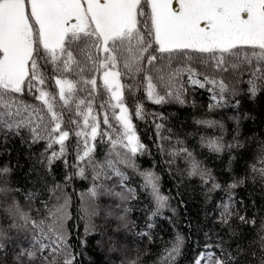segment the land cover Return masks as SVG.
<instances>
[{"label": "trees", "instance_id": "16d2710c", "mask_svg": "<svg viewBox=\"0 0 264 264\" xmlns=\"http://www.w3.org/2000/svg\"><path fill=\"white\" fill-rule=\"evenodd\" d=\"M234 51L242 55L260 52L247 46ZM95 54L103 58V53ZM224 55L235 60L234 56ZM253 65L259 66L255 58ZM189 66L196 70L192 79L200 81L203 87L192 84L187 71L181 70L167 85L152 74L159 94L168 91L173 94L166 96L161 104L147 98L143 73L137 74L136 79L131 75L121 77L125 86L124 106L136 137L144 145L135 155L124 147V130L114 118L119 115V109L112 107L116 101L110 100V93L103 87L102 71L85 70L81 76L73 65L72 72L64 73L63 78L76 84L67 106L59 99L55 80L46 81L44 88L53 94L54 111L61 116V126L70 135L63 156L49 163V155L58 152L60 145L48 149V140H34L27 127L0 131V168L10 169L8 174L0 175V232L7 236L0 250V264H29L27 258L18 261L16 254L39 247L36 241L50 246L47 250L50 253L56 233L49 232V228L55 229L61 222L65 241L51 257L54 264H63L65 258H71L72 264H194L202 251L206 264H212L215 257L221 256V248L222 259L233 257L228 264H261L264 258V82L257 81V95L250 97L248 82L253 77L248 69L252 65H242L243 70L230 65L217 68L211 59L207 64H184L176 60L171 65L174 69ZM225 67L227 71L223 70ZM117 70H123L122 65L118 64ZM93 77L97 80L95 90L90 84L82 83V79ZM213 80L216 83L210 82ZM220 82L228 89L223 94L219 90ZM177 94L184 103L175 99ZM35 95L34 91L20 94L21 103L37 111H21L15 120L31 117L33 127L39 125L40 135L46 137L45 125H51V115L34 99ZM81 99L85 101L81 110H86L91 102L92 115L99 125L95 140H87L92 151L82 161L78 155L85 150V138L75 135L83 128L82 116L77 114L75 106ZM138 106L142 109L140 116L136 115ZM105 117L107 124L103 122ZM5 119L11 121L10 117ZM73 120L78 124L72 123ZM197 121L218 123L209 126ZM221 137L225 145L238 141L242 146L219 152L209 149L207 141ZM193 163L198 164L199 172L210 176L192 174ZM98 172L99 177L93 179ZM233 182H237V187L230 188ZM213 184L219 187L213 188ZM93 189L98 193L95 197L90 195ZM157 194L165 198L162 207L157 203ZM84 204H90L95 211L88 210L87 216ZM13 205L15 211L10 207ZM108 207L122 211L118 216L106 217L104 231L119 238L121 232L112 227L117 224L115 221H123L130 230L129 238L137 240L135 249L128 246L111 250L100 243V222ZM57 209H62V221ZM226 209L239 212L254 223L243 224L233 215L229 224H224L221 219ZM177 236L182 239L180 251L169 259L168 253ZM17 238L21 240L18 244ZM7 240L13 243L11 247ZM124 255L128 258L125 263ZM32 264L48 262L38 258Z\"/></svg>", "mask_w": 264, "mask_h": 264}, {"label": "snow or ice", "instance_id": "6c2138e0", "mask_svg": "<svg viewBox=\"0 0 264 264\" xmlns=\"http://www.w3.org/2000/svg\"><path fill=\"white\" fill-rule=\"evenodd\" d=\"M178 4L176 8L173 0H0V131L27 127L33 133L34 140H48V149L54 144L60 145L58 152L53 151L49 155V163L63 156L65 141L70 134L62 128L61 116L54 111L53 94L45 90L44 85L49 79L55 80L60 101L64 106L69 105L76 84L63 78V75L72 72L73 65L80 70L81 76L85 70L102 71L103 87L110 93V100L116 101L112 107L119 109V115L114 118L124 130V147L133 155L143 150L144 145L136 137L128 109L124 106L122 89L125 86L121 83L122 76L131 75L136 79L137 74L143 73L147 82V98L155 104H161L165 102L166 96L173 94L171 91L164 95L157 92L153 73L157 81L167 85L181 70L187 71L192 84L204 86L192 79L196 75L195 68L174 69L171 67L173 61L207 64L211 59L217 68L230 65L233 69L241 70L242 65H252L248 69L253 77L248 82V93L250 97H255L258 92L257 81L264 82V0H178ZM244 46L259 49L260 52L242 55L234 51ZM95 53H103V58ZM224 54L234 56L235 60L227 59ZM253 58L258 67L253 65ZM118 64L122 65L123 70H117ZM49 65L52 66L51 73L48 72ZM223 70L228 69L225 67ZM210 82L216 83L215 80ZM82 83L90 84L93 90L97 87L94 77L82 79ZM219 90L223 94L228 89L220 82ZM32 91L36 93L34 99L40 101L51 115V125H45L46 137L40 135L39 125L33 127L31 117L15 120L21 111H37L31 105L22 104L19 99L20 94ZM175 99L184 103L179 94ZM84 104L83 99L75 103L77 114L83 119V128L75 135L85 138V150L82 155H78L81 161L89 157L92 149L88 147L87 140H95L99 127L96 117L92 115L91 102H88L86 110H81ZM141 114L142 109L138 106L136 115ZM5 117H10L11 121ZM71 122L78 124L75 120ZM103 122L108 123L107 117ZM197 123L213 126L218 122ZM207 146L219 152L224 148L242 145L238 141L225 145L221 137L207 141ZM9 171L7 167L0 168V175H6ZM80 174L83 175V170ZM116 174L120 175L118 171ZM192 174L210 176L199 172L196 163H193ZM99 175L98 172L93 179ZM148 180L152 183L150 175ZM216 187L219 185L213 184V188ZM229 187H237V182ZM153 190L155 192L154 184ZM90 195L95 197L98 193L93 189ZM164 199L156 195L161 207ZM56 211L60 213L59 219L62 221V209ZM233 215L243 224L254 223V220L229 209L225 210L221 222L229 224V217ZM62 229V222L55 229L49 228V232L56 233L50 253L47 251L50 246L36 241L39 247L19 251L16 259L27 258L32 264L42 258L48 264H54L51 257L55 256L65 241ZM5 239L6 234L0 232V250L4 248ZM181 243V237L177 236L176 243L168 253L169 259L179 253ZM221 256L215 257L212 264H228V260L233 259L230 255L227 259ZM63 264H72L71 258H65ZM261 264H264V258Z\"/></svg>", "mask_w": 264, "mask_h": 264}, {"label": "rangeland", "instance_id": "374dc122", "mask_svg": "<svg viewBox=\"0 0 264 264\" xmlns=\"http://www.w3.org/2000/svg\"><path fill=\"white\" fill-rule=\"evenodd\" d=\"M178 7H179V4H178V0H175ZM11 209H14V205L13 206H10ZM88 210H90V212L92 211H95V208H93L90 204H84V208H83V211L84 213L88 216ZM122 211L121 209L118 210V211H113L111 210L109 207L106 208V210L104 211V218H102V221L100 222V225L102 226V228L99 229V233H100V243L106 245L108 247V249H111V250H117V247L120 248L122 247L123 249L127 248L129 246V248H132V249H135L136 248V241L137 240H132V238L130 239L129 237V228L127 226H125V223L123 221H115L117 224L114 225L112 227V229L114 231H118V232H121L119 233L120 234V237L117 238L115 237L113 234H108L104 231V225L106 224V221L105 219H107L106 217L107 216H110V215H113V216H118L120 214V212ZM20 239L17 238L16 239V243H20ZM131 244V246H130ZM7 245L9 247H11L13 245V243L10 241V240H7ZM205 251H202L200 254H198L194 260V264H197V261H200V264H206L207 263V260L206 258H203V253ZM124 254V253H123ZM123 261L124 263L128 261V258L126 255L123 256Z\"/></svg>", "mask_w": 264, "mask_h": 264}, {"label": "water", "instance_id": "95a60500", "mask_svg": "<svg viewBox=\"0 0 264 264\" xmlns=\"http://www.w3.org/2000/svg\"><path fill=\"white\" fill-rule=\"evenodd\" d=\"M173 4H174V6H175L176 8H178V5H177V3H176L175 0H173Z\"/></svg>", "mask_w": 264, "mask_h": 264}]
</instances>
